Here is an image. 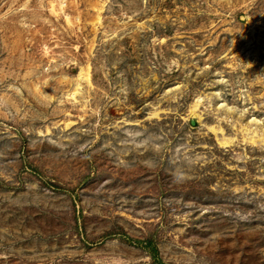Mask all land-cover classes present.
<instances>
[{"label":"rangeland","instance_id":"374dc122","mask_svg":"<svg viewBox=\"0 0 264 264\" xmlns=\"http://www.w3.org/2000/svg\"><path fill=\"white\" fill-rule=\"evenodd\" d=\"M0 264H264V0H0Z\"/></svg>","mask_w":264,"mask_h":264},{"label":"bare ground","instance_id":"6f19581e","mask_svg":"<svg viewBox=\"0 0 264 264\" xmlns=\"http://www.w3.org/2000/svg\"><path fill=\"white\" fill-rule=\"evenodd\" d=\"M252 140H253V141H256V140H258V139H257L256 137L252 136ZM261 140H263V139H261ZM224 141H226L225 138H224Z\"/></svg>","mask_w":264,"mask_h":264}]
</instances>
